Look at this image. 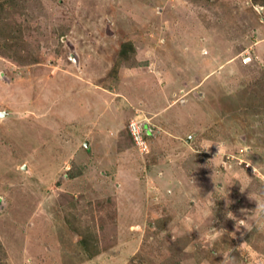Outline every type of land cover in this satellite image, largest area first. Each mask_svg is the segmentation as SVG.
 <instances>
[{"label": "rangeland", "instance_id": "374dc122", "mask_svg": "<svg viewBox=\"0 0 264 264\" xmlns=\"http://www.w3.org/2000/svg\"><path fill=\"white\" fill-rule=\"evenodd\" d=\"M5 109L0 264H264V0H0Z\"/></svg>", "mask_w": 264, "mask_h": 264}, {"label": "built area", "instance_id": "2783aa9c", "mask_svg": "<svg viewBox=\"0 0 264 264\" xmlns=\"http://www.w3.org/2000/svg\"><path fill=\"white\" fill-rule=\"evenodd\" d=\"M146 123H141L137 120H132L129 124V129L131 131V134L133 136V139L136 141L137 144L141 147L143 150L148 149V143L149 141L146 138V135L150 134V129L148 130L146 127ZM151 135V134H150Z\"/></svg>", "mask_w": 264, "mask_h": 264}, {"label": "water", "instance_id": "95a60500", "mask_svg": "<svg viewBox=\"0 0 264 264\" xmlns=\"http://www.w3.org/2000/svg\"><path fill=\"white\" fill-rule=\"evenodd\" d=\"M9 115H13V111L11 110H8V109H5L3 111L0 112V117L4 118V117H7ZM194 134L190 135L187 140L188 141H191V139L193 138ZM86 149H90V141L89 140H86L85 143H84ZM24 170H28V166L27 165H23L22 167Z\"/></svg>", "mask_w": 264, "mask_h": 264}, {"label": "trees", "instance_id": "16d2710c", "mask_svg": "<svg viewBox=\"0 0 264 264\" xmlns=\"http://www.w3.org/2000/svg\"><path fill=\"white\" fill-rule=\"evenodd\" d=\"M151 137H152V136H151L150 134L146 135V138H149V139H150Z\"/></svg>", "mask_w": 264, "mask_h": 264}]
</instances>
